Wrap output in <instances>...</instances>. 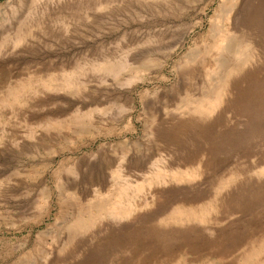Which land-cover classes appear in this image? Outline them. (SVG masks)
<instances>
[{
  "label": "rangeland",
  "instance_id": "obj_1",
  "mask_svg": "<svg viewBox=\"0 0 264 264\" xmlns=\"http://www.w3.org/2000/svg\"><path fill=\"white\" fill-rule=\"evenodd\" d=\"M0 264H264V0H0Z\"/></svg>",
  "mask_w": 264,
  "mask_h": 264
}]
</instances>
